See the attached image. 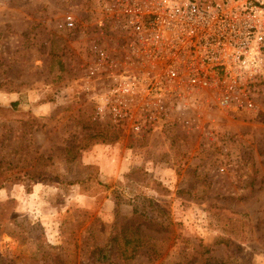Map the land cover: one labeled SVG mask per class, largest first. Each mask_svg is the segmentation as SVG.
Masks as SVG:
<instances>
[{"label":"rangeland","instance_id":"1","mask_svg":"<svg viewBox=\"0 0 264 264\" xmlns=\"http://www.w3.org/2000/svg\"><path fill=\"white\" fill-rule=\"evenodd\" d=\"M100 2L0 0V264H264V70L259 114L131 134L82 87Z\"/></svg>","mask_w":264,"mask_h":264},{"label":"built area","instance_id":"2","mask_svg":"<svg viewBox=\"0 0 264 264\" xmlns=\"http://www.w3.org/2000/svg\"><path fill=\"white\" fill-rule=\"evenodd\" d=\"M99 14L82 77L98 117L141 136L170 119L200 129L211 110L259 114L251 88L264 70L263 1L101 0Z\"/></svg>","mask_w":264,"mask_h":264},{"label":"crops","instance_id":"3","mask_svg":"<svg viewBox=\"0 0 264 264\" xmlns=\"http://www.w3.org/2000/svg\"><path fill=\"white\" fill-rule=\"evenodd\" d=\"M93 154H91V156H92ZM99 163H101V162H99Z\"/></svg>","mask_w":264,"mask_h":264}]
</instances>
